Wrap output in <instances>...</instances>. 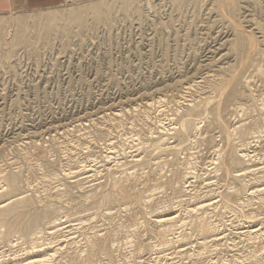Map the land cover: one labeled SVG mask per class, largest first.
I'll use <instances>...</instances> for the list:
<instances>
[{
  "label": "rangeland",
  "instance_id": "374dc122",
  "mask_svg": "<svg viewBox=\"0 0 264 264\" xmlns=\"http://www.w3.org/2000/svg\"><path fill=\"white\" fill-rule=\"evenodd\" d=\"M149 2L61 0L0 14V201L21 193L32 205L22 217L50 211L29 239L6 240L0 225V264L47 249L45 264H264L263 237L244 234L264 230V190L242 191L264 187V0ZM183 119L200 128L183 130ZM230 145L257 167L235 182L229 170L245 163L232 164ZM7 172L21 177L16 192ZM120 183L141 200H121ZM243 199L244 209L224 207ZM203 201L216 204L191 214ZM168 212L178 215L169 228L153 221ZM200 214L214 236L193 228Z\"/></svg>",
  "mask_w": 264,
  "mask_h": 264
},
{
  "label": "bare ground",
  "instance_id": "6f19581e",
  "mask_svg": "<svg viewBox=\"0 0 264 264\" xmlns=\"http://www.w3.org/2000/svg\"><path fill=\"white\" fill-rule=\"evenodd\" d=\"M221 1V0H220ZM222 1H224L225 2V4H227L226 2H230L231 0H222ZM163 3V0H150V2H149V6L152 8H155V7H157V6H159V5H161ZM101 7V6H100ZM6 23H8V22H6ZM250 32V31H249ZM8 36V35H7ZM239 37V36H238ZM233 41V40H232ZM9 57V56H8ZM259 70H261V69H259ZM263 70V69H262ZM221 73V72H220ZM234 77V76H233ZM235 78V77H234ZM210 79V78H209ZM233 79V78H232ZM236 79V78H235ZM231 82L233 81V80H230ZM229 81V82H230ZM226 82V81H225ZM225 82H224V84H221V85H225ZM234 82V81H233ZM232 82V83H233ZM231 83V84H232ZM191 85V84H190ZM197 85V84H196ZM219 85V84H218ZM223 87V86H222ZM219 91V90H218ZM144 96V95H143ZM147 96V95H146ZM145 99H146V97H145ZM128 103H129V100L127 101ZM132 102V101H131ZM122 103V102H121ZM127 103V104H128ZM153 103V102H152ZM132 104V103H131ZM240 104V103H239ZM187 105V104H186ZM194 105V104H193ZM263 105H264V103H263ZM147 106V105H146ZM153 107V106H152ZM190 107V106H189ZM188 107V108H189ZM113 108V107H112ZM186 108V107H185ZM237 108H238V106H237ZM195 109V108H194ZM242 109V108H241ZM113 110V109H112ZM140 111H141V109H139ZM190 110V109H189ZM262 110V109H261ZM192 111H193V109H192ZM198 111V110H197ZM132 112H133V110H132ZM138 112V111H137ZM194 112V111H193ZM206 112V111H205ZM128 113V112H127ZM161 113V112H160ZM136 114V113H135ZM194 114V113H193ZM118 115V114H117ZM133 115V114H132ZM186 115V114H185ZM106 116V115H105ZM192 116V115H191ZM122 117V116H121ZM117 118V117H116ZM124 118V117H123ZM121 119V118H120ZM194 119V118H193ZM192 119V120H193ZM184 120V119H183ZM191 120V119H190ZM190 120H184L185 122H183V124H181L182 125V128H183V130H185V129H189V128H195L194 129V131L195 130H197V129H199L200 127L198 126V124H197V122H195L196 124H194V123H192ZM223 122V121H222ZM244 122V121H243ZM263 124V123H262ZM217 125V124H216ZM255 125V124H254ZM227 126V125H226ZM235 126V125H234ZM220 127V126H219ZM242 127V126H241ZM178 128H179V126H178ZM240 128V127H239ZM243 128V127H242ZM251 128V127H250ZM253 128V127H252ZM164 129V128H163ZM191 130V129H190ZM190 130H189V132H190ZM223 130H225V128H223ZM235 130H238V127L235 129ZM242 130V129H241ZM174 131H175V129H174ZM192 131V130H191ZM244 131H246V130H244ZM46 132V131H45ZM159 132V131H158ZM171 132V131H170ZM178 132V131H177ZM183 132V131H182ZM182 132H181V130H180V133H178V134H180V135H182ZM188 132V133H189ZM193 132V131H192ZM201 132V131H200ZM187 133V134H188ZM195 133V132H194ZM241 133H243L242 131H241ZM47 134V133H46ZM168 134V133H167ZM166 133H164V136L165 135H167ZM171 134V133H170ZM190 134V133H189ZM162 135V134H161ZM160 135V136H161ZM184 135H186V134H184ZM190 135H192V133L190 134ZM236 135V134H235ZM238 135V134H237ZM241 135V134H240ZM250 135V134H249ZM252 135V134H251ZM189 136V135H188ZM231 136V135H230ZM256 136V135H255ZM258 136V135H257ZM256 136V137H257ZM159 137V136H158ZM157 137V138H158ZM186 137H187V135H186ZM242 137V136H241ZM240 136H239V138H241ZM154 138V137H153ZM162 138H164V137H162ZM197 138V137H196ZM235 138V137H234ZM238 138V137H237ZM255 138V137H254ZM260 138V137H259ZM159 139H161V138H159ZM168 139V138H167ZM229 139V138H228ZM256 139V138H255ZM163 140V139H162ZM259 140V139H258ZM42 141V140H41ZM189 141V140H188ZM152 142H153V140H152ZM155 142H157V141H155ZM159 142V141H158ZM165 142V141H164ZM213 143V142H212ZM146 144V143H145ZM161 144V143H160ZM232 144H233V142H232ZM231 144V145H232ZM248 144V143H247ZM252 144V143H251ZM28 145V144H27ZM32 145V144H31ZM147 145V144H146ZM176 145V144H175ZM214 145V144H213ZM212 145V146H213ZM230 145V146H231ZM39 146V145H38ZM144 146V145H143ZM217 146V145H216ZM234 146H235V144H234ZM3 147V146H2ZM158 147V146H157ZM180 147V146H179ZM143 148V147H142ZM146 148V147H145ZM144 148V149H145ZM176 148V147H175ZM181 148V147H180ZM217 148V147H216ZM229 148V147H228ZM227 148V150H229ZM148 149H149V147H148ZM160 149H161V147H160ZM163 149V148H162ZM165 149V148H164ZM231 151H230V153H229V156H230V158H231V162H232V164H233V162L234 161H236V162H238V163H236V165L237 164H239V163H245V165L242 167L240 164V166H241V169H239V170H235V172H233L234 171V169H233V171L232 170H229V173L231 172L233 175H232V179H234V182H235V180H238V179H240L241 177H245V175L246 174H250V173H253V171H255L256 169H257V167H254V166H256V165H251L250 163H251V161H253V157L250 155V153H249V151H247L248 149H244V147L242 146L241 148H239V149H236V148H233L232 146H231ZM165 150H167V149H165ZM169 150H171V149H169ZM213 152H214V150H213ZM219 153H220V151H218ZM227 152V151H226ZM219 153H218V155H219ZM226 154H228V153H226ZM256 154V153H255ZM259 154V153H258ZM216 155H217V152H216ZM229 156H227V155H225L224 154V160H225V158L226 157H229ZM223 157V156H222ZM216 158V157H215ZM258 158V157H257ZM218 159H219V157H218ZM230 159H228V161H229ZM232 160H234V161H232ZM192 161V160H191ZM227 161V164L226 165H228L229 164V162ZM255 161H256V159H255ZM180 162V161H179ZM187 162V161H186ZM226 162V160L224 161V163ZM250 162V163H249ZM211 163V162H210ZM247 163H249V164H247ZM256 163V162H255ZM262 163V162H261ZM13 164V163H12ZM191 164V163H190ZM190 164H188L189 166H190ZM197 164V163H196ZM218 164V163H217ZM156 165V164H155ZM159 165V164H158ZM183 165H184V163H183ZM193 165V164H192ZM220 165V164H219ZM218 165V166H219ZM230 165H231V163H230ZM235 165V164H234ZM178 166V165H177ZM181 166V165H180ZM185 166V165H184ZM259 166V165H258ZM179 167V166H178ZM186 167H188V166H186ZM225 167H227V166H225ZM229 167V166H228ZM227 167V168H228ZM252 167H254V169H252ZM189 168V167H188ZM192 167H190L189 169H191ZM193 168H194V165H193ZM218 168V167H217ZM219 168H220V166H219ZM222 168V167H221ZM236 168H237V166H236ZM256 168V169H255ZM20 169V168H19ZM178 169V168H177ZM177 169H175L176 171H177ZM182 169V168H181ZM226 169V168H225ZM229 169V168H228ZM227 169V170H228ZM259 169H262L261 171L259 170ZM258 170H259V172L261 173L262 171H263V169H264V166L263 167H261V168H259ZM180 170V169H179ZM8 171V170H7ZM125 171V170H124ZM127 171V170H126ZM153 171H155V170H153ZM19 172V171H18ZM128 172V171H127ZM130 172V171H129ZM131 172H133V171H131ZM137 172V171H136ZM135 172V173H136ZM157 172V171H156ZM180 173H181V171H179ZM257 172V171H256ZM264 172V171H263ZM22 173V172H21ZM123 173V172H122ZM154 173V172H153ZM180 173L178 174V175H180ZM230 173V174H231ZM131 174V173H130ZM6 175V174H5ZM4 175V176H5ZM134 176H135V174H133ZM155 175H157L156 173H155ZM161 175V174H160ZM178 175H176V176H178ZM226 175H228V172H227V174ZM22 176V175H21ZM89 176V175H88ZM126 176L127 175H125V179H126ZM133 176V177H134ZM142 176V175H141ZM231 176V175H230ZM74 177V176H73ZM122 177V176H121ZM131 177V176H130ZM130 177H129V179H130ZM133 177H132V179H133ZM160 177V176H159ZM178 177H180V176H178ZM182 177V176H181ZM0 178H3V176L2 177H0ZM21 177H19V174L17 173V172H10V173H8L7 172V175L5 176V182H6V185L8 186V188H10V190L12 191V192H16L18 189H19V184L21 183L20 181H21V179H20ZM115 178H116V176H115ZM139 178V177H138ZM138 178H137V180H138ZM158 178V177H157ZM173 178V177H172ZM228 178H229V175H228ZM124 179V180H125ZM230 179V178H229ZM246 179V178H245ZM23 180V179H22ZM127 180V179H126ZM133 180H135V178L133 179ZM133 180H131V182L133 181ZM136 180V181H137ZM169 180H171V179H169ZM185 180V179H184ZM260 180H262V179H260ZM77 181V180H76ZM114 181V180H113ZM168 181V180H167ZM1 182V181H0ZM4 182V181H3ZM5 182H4V184H5ZM78 182V181H77ZM118 182V180L117 181H115V183H117ZM119 182H121L120 180H119ZM134 182V181H133ZM158 182H160V179H159V181ZM165 182V181H164ZM233 182V183H234ZM253 182V181H252ZM23 183L24 182H22V185H23ZM130 183V182H129ZM138 183V182H137ZM169 183V182H168ZM172 183V182H171ZM188 183V182H187ZM229 183V182H228ZM236 183H237V181H236ZM241 183V182H240ZM256 183H257V181H256ZM256 183H255V185H256ZM75 184V183H74ZM124 184V183H123ZM125 184H127V183H125ZM131 184V183H130ZM129 184V185H130ZM139 184V183H138ZM161 184V183H160ZM166 184V183H165ZM170 184V183H169ZM173 184V183H172ZM230 184V183H229ZM250 184H251V182H250ZM116 185V184H115ZM171 185V184H170ZM232 185V184H231ZM234 185V184H233ZM26 186V185H25ZM125 186V185H124ZM124 186H122L121 185V183H120V185H116V186H114L115 187V192L117 193V195L119 196V198L122 200H128V201H130L131 199L130 198H135V199H133L134 201L135 200H138V199H140L141 197V195L139 196L138 194L136 195L135 193H133V192H131V188H133V186L131 187V188H127V187H124ZM131 186V185H130ZM137 185L135 184V187H136ZM166 186V185H165ZM177 186H179V183H178V185ZM258 186V185H257ZM257 186H247V185H243V189H242V191L244 190V189H248L249 191V193L251 194V195H254V194H260L264 189V187L262 188V189H259ZM117 187V188H116ZM173 187V186H172ZM228 188H230L229 187V185L227 186ZM180 188V187H179ZM185 188V187H184ZM241 187H239V189H240ZM98 189V188H97ZM113 189V188H112ZM252 189V190H251ZM94 190H96V189H94ZM133 190V189H132ZM142 190H144L143 188H142ZM225 190V189H224ZM226 190H227V188H226ZM230 190V189H229ZM227 191V192H225V194L224 195H226L227 197H225L226 199L228 198V196H229V198H232V196L233 195H231V191ZM235 190H237V189H235ZM251 190V191H250ZM108 191V190H107ZM138 191V190H137ZM140 191V190H139ZM138 191V192H139ZM182 191H183V189H182ZM109 192V191H108ZM136 192V191H135ZM232 192H234V190L232 191ZM241 192V191H240ZM4 192L3 191H0V198H2L3 196H5V195H7V194H9V193H7V194H3ZM67 193H69V192H67ZM105 193H106V191H105ZM110 193V192H109ZM115 193V194H116ZM140 193H142L141 191H140ZM245 193H246V191H245ZM245 193H244V196H245ZM111 194V193H110ZM235 194V193H234ZM237 194V193H236ZM238 194H239V192H238ZM238 194H237V196H238ZM22 194L21 193H16L12 198H8V199H5V200H2V201H0V225L2 226V227H4V228H6V231H2V235H3V238H6V240H9V235H11V234H14V233H19L20 234V236L22 237V238H24V239H29L30 238V236L31 235H33V234H40V233H42L43 231H42V229H41V227L40 226H42L45 222H46V220L47 221H49V219H47L48 218V214H49V210H47V208L48 207H46V210L47 211H44L43 210V212H40L39 210H41V209H39L38 211L39 212H37L36 210L37 209H35V211L34 212H32L33 210H28L29 212L26 214V212H27V210H26V212H24V214H26L24 217H22L23 216V214H22V216H21V211L19 210V207H21V206H25V205H28L27 207H28V209H30V206H32V205H30V203H31V200H29V199H25V196H21ZM114 195V194H113ZM184 195V194H183ZM223 195V196H224ZM240 195V194H239ZM247 195V194H246ZM209 196V195H208ZM240 196H242V194L240 195ZM243 196V197H244ZM250 196V195H249ZM108 197V196H107ZM112 197V196H111ZM236 197V196H235ZM234 196H233V198H235ZM239 197V196H238ZM116 198H117V196H116ZM143 198H145V197H143ZM245 198V197H244ZM110 199V197L108 198V201H110L109 200ZM113 199V198H112ZM261 199V198H260ZM35 200V199H34ZM34 200H33V202H34ZM106 200H107V198H106ZM106 200H105V202H106ZM119 200V199H118ZM141 200V199H140ZM139 200V201H140ZM230 201H228V200H222L221 199V201H226V202H231L232 200L231 199H229ZM235 200V199H234ZM107 201V202H108ZM182 201V200H181ZM210 201V200H209ZM220 201V200H219ZM249 201H251V200H249V199H243V201H237L236 200V202L235 203H230L231 205H225V203H224V207L226 206V207H228V208H230V209H232V208H245V206L246 205H248V202ZM36 202V201H35ZM106 202V203H107ZM112 202V201H111ZM214 202V201H213ZM222 202V203H223ZM104 203V202H103ZM110 203V202H109ZM138 203H141V201L140 202H138ZM215 204L216 203H207L206 201H203V202H198V203H196L195 205H194V207L190 210V213L192 214V213H195V212H197V211H201V210H203V209H206V208H209L210 206H215ZM227 204V203H226ZM167 206V205H166ZM251 206V205H250ZM26 207V208H27ZM225 207V208H226ZM53 207H51L50 206V210L52 209ZM31 209H33L32 207H31ZM49 209V208H48ZM54 209V208H53ZM52 209V210H53ZM51 210V212H56V211H52ZM57 210V209H56ZM25 211V210H24ZM245 211V210H244ZM105 212V211H104ZM148 212V211H147ZM202 213V212H201ZM152 214V213H151ZM199 214V213H198ZM205 214V213H204ZM52 215V214H51ZM53 215H55V214H53ZM105 215V214H104ZM193 216H195V217H193V219H192V225L194 226L193 228L195 229V231L198 233V234H200V235H203L205 238H207V237H210V236H214V234H212V233H214L215 231H216V226H215V224H213V222H211V220L210 219H208L207 218V216L208 215H204V216H201V214H200V216L199 215H193ZM51 217H53V216H51ZM178 217V215L176 216L173 212H168V213H162V214H158V215H156L155 216V218H152L153 219V221L156 223V224H160V225H162V226H165V225H168V228L172 225V223H176L177 222V220L176 219H178L177 218ZM50 218V217H49ZM50 219H52V218H50ZM150 219H151V217H150ZM256 221V220H255ZM51 222H53V221H51ZM260 222H262V221H260ZM47 223V222H46ZM151 223V222H150ZM50 225V224H49ZM191 225V224H190ZM259 225V224H258ZM44 226V225H43ZM42 226V227H43ZM46 226V225H45ZM51 227V226H50ZM166 227V226H165ZM250 227V226H249ZM249 227H248V229H249ZM45 228L46 227H43V229L45 230ZM218 229V228H217ZM251 229H252V227H251ZM160 230V229H159ZM168 231V229L167 228H163L160 232H159V234H160V236H161V238H165V236L167 235L166 234V232ZM172 232V231H171ZM244 232H242V234H243ZM241 234V235H242ZM250 240H252V239H256V238H259V237H263L262 239H264V230H261V228H259V229H257V230H247L246 231V233H244ZM46 235V234H45ZM42 236V235H41ZM94 236H95V234H94ZM93 236V237H94ZM97 236V235H96ZM108 237V236H107ZM95 238V237H94ZM100 236L98 237V239H92V241L90 242V247H88V249H90V250H95V249H97V248H99L98 246L100 245L99 243H100ZM168 238V237H167ZM175 238V237H174ZM246 238V237H245ZM90 239V238H89ZM103 239H105V240H107L106 238H103ZM166 239V238H165ZM214 239V238H213ZM260 239V238H259ZM38 240V239H37ZM175 240H177V239H175ZM211 240V239H210ZM89 241V240H88ZM104 241V240H103ZM264 241V240H263ZM107 242H108V240H107ZM110 242V241H109ZM165 242V241H164ZM171 242H172V239H171ZM177 242V241H176ZM141 243V242H140ZM168 243H169V240H168ZM173 243V242H172ZM163 244V243H162ZM174 244V243H173ZM36 245H37V243H36ZM88 245V244H87ZM88 245V246H89ZM142 245V244H141ZM168 245V244H167ZM217 245V244H216ZM103 246V245H102ZM102 246H100V247H102ZM144 246V245H143ZM43 247V246H42ZM108 247V246H107ZM111 247V246H110ZM137 247V246H136ZM146 247V246H145ZM260 247V246H259ZM51 248V247H50ZM142 248V247H141ZM59 249V248H58ZM102 248H100V250H101ZM106 249V248H105ZM137 249V248H136ZM139 249V248H138ZM137 249V250H138ZM149 249H150V247H149ZM209 249V248H208ZM263 249H264V247H263ZM263 249H262V251H260V253L259 254H257V252L256 253H253L252 254V257L255 259V261H257V263H260L261 262V253H263ZM103 250V249H102ZM147 250V249H146ZM253 250V249H252ZM255 250H258V249H255ZM50 251H52L51 249H47V250H45V251H43L42 253H37V254H35V255H32V256H28V257H26V258H24V259H22V260H18V261H14V262H12V263H9V264H45L47 261H49L50 260V258H52L53 257V253H50ZM57 251V250H56ZM55 251V252H56ZM87 251V250H86ZM104 251H106V250H103V252H101V253H104ZM140 251V250H139ZM90 252V251H89ZM94 252V251H93ZM96 252V251H95ZM248 252V251H247ZM58 253V252H57ZM67 253V252H66ZM92 253V252H91ZM91 253H90V256H92L91 255ZM77 254V253H76ZM87 254V253H86ZM74 255V254H73ZM72 255V256H73ZM88 255V254H87ZM95 255V254H94ZM67 256V255H66ZM71 256V257H72ZM76 256V255H75ZM78 256V255H77ZM84 256V255H83ZM89 256V255H88ZM89 256V257H90ZM251 256V255H250ZM82 256H80V258H81ZM87 257V256H86ZM93 257V256H92ZM79 258V259H80ZM83 258V257H82ZM94 258V257H93ZM93 258H92V260H93ZM112 258V257H111ZM65 259V258H64ZM73 259V258H72ZM71 259V260H72ZM75 259V258H74ZM86 259V258H85ZM85 259L83 258V260L85 261ZM90 259H91V257H90ZM80 261V260H79ZM84 261H82V262H84ZM87 261V262H86ZM86 264L88 263V261L89 260H87L86 259ZM94 261V260H93ZM92 261V262H93ZM111 261V260H110ZM144 261V260H143ZM142 261V262H143ZM254 261V260H253ZM72 262V261H71ZM70 262V263H71ZM81 262V261H80ZM82 262L80 263V264H82ZM91 262V264H93ZM73 263V262H72ZM84 264V263H83ZM88 264H90V263H88ZM143 264V263H142Z\"/></svg>",
  "mask_w": 264,
  "mask_h": 264
},
{
  "label": "crops",
  "instance_id": "0c3cea01",
  "mask_svg": "<svg viewBox=\"0 0 264 264\" xmlns=\"http://www.w3.org/2000/svg\"><path fill=\"white\" fill-rule=\"evenodd\" d=\"M61 0H0V14L22 11L29 7L58 3Z\"/></svg>",
  "mask_w": 264,
  "mask_h": 264
}]
</instances>
